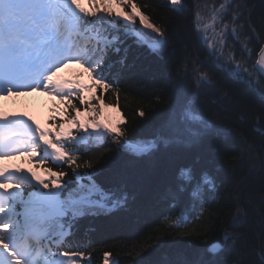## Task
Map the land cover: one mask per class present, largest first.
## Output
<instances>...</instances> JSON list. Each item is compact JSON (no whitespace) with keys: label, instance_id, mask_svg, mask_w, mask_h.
<instances>
[{"label":"snow or ice","instance_id":"6c2138e0","mask_svg":"<svg viewBox=\"0 0 264 264\" xmlns=\"http://www.w3.org/2000/svg\"><path fill=\"white\" fill-rule=\"evenodd\" d=\"M168 3L172 5L170 11L185 10L184 0ZM194 8L193 28L206 48L205 60L201 62L188 52L183 54L165 130L150 140H137L126 139V132L118 124L98 123L95 117L101 113L93 101H99L105 109L119 111L122 73L116 66H128L132 45L146 48L154 56L161 55L169 43L168 30L154 24L137 0H0V100L40 93L63 106L53 104L50 109L49 122L55 123V132L42 128L25 112L9 113L0 107V161L27 156L32 162L42 148L40 165L50 158L57 168L67 165L71 169L68 176L64 170L46 167L45 180L35 172L0 165V264H79V260L90 257L81 250L90 244L73 245L69 239L74 237L77 222L108 215L128 205L124 187L119 183L110 188L103 186L94 177L104 169L94 167L92 158L80 161V156L88 152L110 147L109 137L118 146L117 155L144 158L161 147H191L209 135H227L197 106L201 90L215 88L205 64L215 65L220 72L247 84L264 100V47L259 48L249 67L251 50L247 44L251 40H245L244 48L249 57L242 51L240 59L228 44L229 37L238 39L242 33L239 21L246 5L236 0H203V4L197 0ZM137 21L140 28L135 27ZM258 39L264 41V37ZM128 41L131 43L122 47ZM112 56L118 58L113 60ZM71 64L78 65L82 72L76 73L74 79L60 78L61 71ZM84 76L88 82H84ZM109 91L116 96V105L104 101L103 94ZM73 98L79 100L83 111ZM136 115L143 118L146 113L140 109ZM58 116L62 121L56 119ZM72 129L82 130L84 135H76ZM180 178L185 184L191 183V170L181 169ZM214 188L213 177L204 172L191 192L192 207L202 212L208 203L205 193ZM169 195L174 208L176 194ZM240 213L237 209V215ZM174 219L177 231L189 225L188 215L181 213ZM236 219V215L231 217L233 223ZM221 235L225 242L239 239L228 228ZM168 243L190 245L191 241ZM54 247L65 250L56 252ZM120 250L117 248V252ZM221 250L222 246L213 247L199 259L178 257L167 264H221L214 258ZM257 256L258 264H264V243L259 245ZM103 264L120 262L112 259L111 252H105Z\"/></svg>","mask_w":264,"mask_h":264},{"label":"trees","instance_id":"16d2710c","mask_svg":"<svg viewBox=\"0 0 264 264\" xmlns=\"http://www.w3.org/2000/svg\"><path fill=\"white\" fill-rule=\"evenodd\" d=\"M137 2L154 24L168 30L169 43L159 56L132 45L128 66H116L122 73L118 107L125 138L150 140L165 130L183 54L188 52L203 62L206 48L193 28L197 0H184L185 10L181 12L170 11L172 5L168 0ZM199 2L203 4V0ZM236 3L246 5L239 21L243 29L238 39L229 37L228 44L235 48V55L240 59L245 40L250 39L247 48L251 50V57L247 51L244 56L249 57L248 64L252 67L264 43L258 39L264 37V0H236ZM135 27L140 28L138 21ZM205 68L210 71L215 88L202 89L197 106L206 118L225 129L227 135H209L191 147H161L144 158L117 155L118 146L109 137L110 147L80 156L81 162L92 158L94 167L104 169L94 177L98 183L109 188L117 183L124 187L128 205L111 214L85 217L77 222L74 237L69 239L73 245L76 242L91 245L81 248L86 255H91L87 260L77 258L79 264H103L105 252H111L112 259H118L120 264H167L178 257L192 261L207 254L214 243L222 246L214 256L221 264H258L257 252L264 243V100L247 84L220 72L215 65L205 64ZM78 72L82 69L67 74L74 79ZM103 98L109 104H117L111 91L104 93ZM98 102L93 101L97 108ZM73 103L83 110L79 100L73 98ZM140 109L146 113L143 118L136 115ZM41 167L64 170L71 176L67 165L57 168L52 160H45ZM185 168L192 172L193 180L189 184L180 178L181 169ZM204 172L213 177L215 188L206 191L204 198L208 203L200 212L192 207L191 192ZM169 193L176 194L174 208ZM237 209L241 210L239 215ZM181 213L188 215L189 225L177 231L174 217ZM234 215L237 219L233 223ZM225 228L239 239L225 242L221 235ZM181 232L190 235L182 236ZM174 241H191V244L168 243ZM117 248L122 250L117 252ZM53 250L65 249L54 247Z\"/></svg>","mask_w":264,"mask_h":264},{"label":"rangeland","instance_id":"374dc122","mask_svg":"<svg viewBox=\"0 0 264 264\" xmlns=\"http://www.w3.org/2000/svg\"><path fill=\"white\" fill-rule=\"evenodd\" d=\"M155 34V33H153ZM78 69V65L74 66H68L67 69H63L61 73L59 74L60 78L62 79H71L68 78V76H64V73H70L73 70ZM86 76L82 77V79L85 82ZM59 104V101L50 99L47 96H44L40 93H31L27 96H20V97H9L4 100H0V107H2L4 110L8 111L9 113L12 112H25L28 115L32 116L30 113V109L34 108L35 106L39 107L43 113L41 114V117L37 119V122L41 125L42 128L45 129H51V131L55 132V123H48L49 122V116L52 115L50 112V109L52 108L53 104ZM60 107H63L62 105H59ZM98 109L100 110L101 115L95 117L96 121L98 123H106L111 122L114 124H120L123 122L122 115L120 111L114 110L113 108L105 109L103 108L102 104H99L98 102ZM83 111V110H82ZM73 115V114H72ZM75 115V114H74ZM33 118V116H32ZM57 120L62 121V117H56ZM88 119H92V117H88ZM73 133L76 135H84L82 130L72 129ZM91 131V129H89ZM140 140V139H139ZM40 151H43L41 148ZM43 154H38L36 157L33 158L32 162H29V159L27 156H17V158H13L11 160H4L0 161V165L6 166L9 169L14 168H20L23 170H26L27 173H33L35 172L38 176H40L42 179L47 180V176L45 174L44 168L41 167L39 164L40 157ZM51 160L50 158H47Z\"/></svg>","mask_w":264,"mask_h":264},{"label":"bare ground","instance_id":"6f19581e","mask_svg":"<svg viewBox=\"0 0 264 264\" xmlns=\"http://www.w3.org/2000/svg\"><path fill=\"white\" fill-rule=\"evenodd\" d=\"M30 113L33 116V119L37 122V119L41 117L43 111L39 107L35 106L34 108L30 109Z\"/></svg>","mask_w":264,"mask_h":264},{"label":"water","instance_id":"95a60500","mask_svg":"<svg viewBox=\"0 0 264 264\" xmlns=\"http://www.w3.org/2000/svg\"><path fill=\"white\" fill-rule=\"evenodd\" d=\"M261 47H264V43H263V45H262ZM257 55H258V54H257ZM213 247H217V248H219V247H221V246H220L219 243H214L213 245L210 246V248H213ZM210 248H209V249H210ZM219 252H220V251H219ZM219 252H218V253H219Z\"/></svg>","mask_w":264,"mask_h":264}]
</instances>
